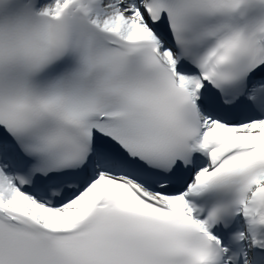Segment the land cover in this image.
Masks as SVG:
<instances>
[{
	"label": "snow or ice",
	"instance_id": "obj_1",
	"mask_svg": "<svg viewBox=\"0 0 264 264\" xmlns=\"http://www.w3.org/2000/svg\"><path fill=\"white\" fill-rule=\"evenodd\" d=\"M0 264H264V0H0Z\"/></svg>",
	"mask_w": 264,
	"mask_h": 264
}]
</instances>
